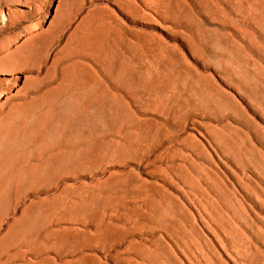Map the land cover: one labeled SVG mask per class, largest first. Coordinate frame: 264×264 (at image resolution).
Masks as SVG:
<instances>
[{
    "label": "rangeland",
    "instance_id": "374dc122",
    "mask_svg": "<svg viewBox=\"0 0 264 264\" xmlns=\"http://www.w3.org/2000/svg\"><path fill=\"white\" fill-rule=\"evenodd\" d=\"M84 35L95 53L91 43L118 53L125 94L130 74L140 88L168 78L163 96L197 104L169 149H143L139 160L90 149L33 167L54 128L29 146L33 131L6 109L38 94L31 83L59 70ZM90 58L75 60L100 73ZM58 109L63 124L73 111ZM178 154L185 161L168 166ZM105 228L109 242L86 239ZM53 237L70 241L61 257ZM85 242L99 249L73 252ZM0 264H264V19L249 2L0 0Z\"/></svg>",
    "mask_w": 264,
    "mask_h": 264
},
{
    "label": "bare ground",
    "instance_id": "6f19581e",
    "mask_svg": "<svg viewBox=\"0 0 264 264\" xmlns=\"http://www.w3.org/2000/svg\"><path fill=\"white\" fill-rule=\"evenodd\" d=\"M245 1L252 5L256 18L264 19V0ZM88 45L89 37L81 36L73 49L59 59L62 63L59 70L53 71L52 67H48L43 76L31 83L32 91L38 94L18 104H11L6 109L7 117L17 116L16 128L20 131L30 128L33 131V139L29 137L28 140L29 146L42 142L47 131L54 128V136L50 142L40 146V149H33L35 168L58 164L74 155L85 157L90 149H117L119 153L134 154L135 160L141 158L138 153L143 149H169L170 146H164L165 143L183 131V123L189 122L191 117L190 109L197 105L190 97H184L180 92L171 97L163 96L171 87L168 78L158 85L149 83L140 88L139 78L130 74V79L136 86L129 94H125L126 68L119 61L118 53L109 48L107 51L104 47L96 48L91 43L98 52L95 53ZM80 55L84 59L91 57L92 62L101 66V72L96 70L94 73L85 64L76 61ZM30 57L37 58L35 51ZM70 60L71 63L66 64ZM60 102L69 104L73 112L63 124H56L54 119L60 115ZM186 107L189 110L184 112ZM146 111L154 112L158 117H147ZM192 121L201 126L197 120ZM31 123L35 124V127H30ZM177 143L187 145V139H179ZM177 159L185 161L184 157L178 154L170 155L166 162L171 166ZM154 161L156 159L151 162ZM110 233L111 230L105 228L96 239H86L89 242L96 241V244L100 241L109 242ZM165 236L171 238V230L165 229ZM69 243V240L53 237L50 245L63 249V252L58 254L61 257L67 253L65 248L67 249ZM29 244L31 242L26 243ZM87 244L85 242L84 245L74 246L72 250L75 252L78 247H84L87 251L99 249ZM145 249L144 247L136 250L139 257L148 258L145 254L148 251ZM117 255L118 252L115 251L107 256L113 259Z\"/></svg>",
    "mask_w": 264,
    "mask_h": 264
}]
</instances>
